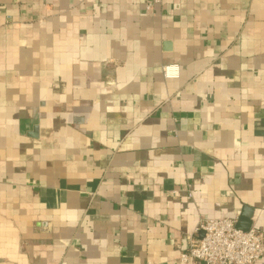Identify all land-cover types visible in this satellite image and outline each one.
I'll list each match as a JSON object with an SVG mask.
<instances>
[{
  "label": "crops",
  "instance_id": "crops-1",
  "mask_svg": "<svg viewBox=\"0 0 264 264\" xmlns=\"http://www.w3.org/2000/svg\"><path fill=\"white\" fill-rule=\"evenodd\" d=\"M222 217L264 231V0H0V264H203Z\"/></svg>",
  "mask_w": 264,
  "mask_h": 264
},
{
  "label": "built area",
  "instance_id": "built-area-1",
  "mask_svg": "<svg viewBox=\"0 0 264 264\" xmlns=\"http://www.w3.org/2000/svg\"><path fill=\"white\" fill-rule=\"evenodd\" d=\"M162 4V0H153ZM147 4V8L152 7ZM166 77H178L179 66H163ZM202 233V236H199ZM187 248L180 260L190 259L203 264H255L264 253V231L257 227L243 230L235 218H202L195 229L186 236Z\"/></svg>",
  "mask_w": 264,
  "mask_h": 264
},
{
  "label": "water",
  "instance_id": "water-1",
  "mask_svg": "<svg viewBox=\"0 0 264 264\" xmlns=\"http://www.w3.org/2000/svg\"><path fill=\"white\" fill-rule=\"evenodd\" d=\"M184 239H185V245H187V240H186V237H185Z\"/></svg>",
  "mask_w": 264,
  "mask_h": 264
}]
</instances>
